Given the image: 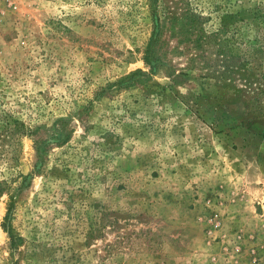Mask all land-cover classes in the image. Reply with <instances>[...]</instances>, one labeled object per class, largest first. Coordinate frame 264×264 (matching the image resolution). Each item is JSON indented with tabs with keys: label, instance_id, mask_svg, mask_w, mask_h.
I'll use <instances>...</instances> for the list:
<instances>
[{
	"label": "rangeland",
	"instance_id": "rangeland-1",
	"mask_svg": "<svg viewBox=\"0 0 264 264\" xmlns=\"http://www.w3.org/2000/svg\"><path fill=\"white\" fill-rule=\"evenodd\" d=\"M0 264H264V0H0Z\"/></svg>",
	"mask_w": 264,
	"mask_h": 264
},
{
	"label": "trees",
	"instance_id": "trees-1",
	"mask_svg": "<svg viewBox=\"0 0 264 264\" xmlns=\"http://www.w3.org/2000/svg\"><path fill=\"white\" fill-rule=\"evenodd\" d=\"M196 103V102H195ZM198 104V103H197Z\"/></svg>",
	"mask_w": 264,
	"mask_h": 264
}]
</instances>
